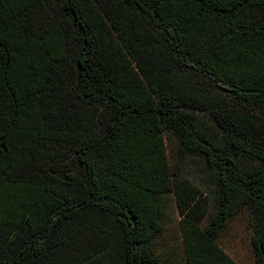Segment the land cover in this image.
Masks as SVG:
<instances>
[{"label": "trees", "instance_id": "trees-1", "mask_svg": "<svg viewBox=\"0 0 264 264\" xmlns=\"http://www.w3.org/2000/svg\"><path fill=\"white\" fill-rule=\"evenodd\" d=\"M242 213L264 264V0H0V264H237Z\"/></svg>", "mask_w": 264, "mask_h": 264}, {"label": "rangeland", "instance_id": "rangeland-1", "mask_svg": "<svg viewBox=\"0 0 264 264\" xmlns=\"http://www.w3.org/2000/svg\"><path fill=\"white\" fill-rule=\"evenodd\" d=\"M168 161L171 168L179 170L183 177L190 179L197 185L204 195L210 200L215 197V184L208 173L203 170L200 162L194 159H185L177 154V141L170 134L165 133ZM168 207L171 212L170 222L162 236L170 249L180 251L181 234L179 228V216L174 212V197L168 196ZM244 213L238 215L222 230L219 237L220 247L237 264H256L250 246L251 229ZM173 247V248H171Z\"/></svg>", "mask_w": 264, "mask_h": 264}]
</instances>
